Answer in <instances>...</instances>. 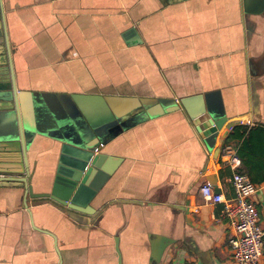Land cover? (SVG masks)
I'll list each match as a JSON object with an SVG mask.
<instances>
[{
  "label": "crops",
  "instance_id": "crops-1",
  "mask_svg": "<svg viewBox=\"0 0 264 264\" xmlns=\"http://www.w3.org/2000/svg\"><path fill=\"white\" fill-rule=\"evenodd\" d=\"M1 2L33 192L50 191L61 145H77L88 120L92 150L118 160L94 217L28 200L61 264H231L222 207L200 188L233 196L229 146L235 172L261 186L264 230V0ZM197 96L233 122L223 145L226 129L201 138L180 105ZM22 200V188L0 189V264H58Z\"/></svg>",
  "mask_w": 264,
  "mask_h": 264
},
{
  "label": "water",
  "instance_id": "water-1",
  "mask_svg": "<svg viewBox=\"0 0 264 264\" xmlns=\"http://www.w3.org/2000/svg\"><path fill=\"white\" fill-rule=\"evenodd\" d=\"M134 41L139 42L137 38ZM194 104L198 105L196 109L193 107ZM180 105L187 112L201 138L207 139L216 136L226 129L221 140V145H223L230 132L229 129L232 130L234 127L233 122L228 123V119L221 115L219 110L206 105L200 96L181 99ZM120 111V109L116 111L113 109L112 113L119 114ZM87 122L85 131L71 136L77 145H61L50 191L34 193L32 186L28 184V141L22 121L5 17L0 0V175H3L0 176V189H23L22 204L23 209L30 216V224L34 230L52 237L58 255V264H61V258L56 238L34 226L31 212L28 209V200L48 201L72 214H82L88 217L96 215V212L90 208V202L110 178L115 167L113 165L118 160L92 150L90 143L96 132V126L91 120ZM47 125L53 129L64 130L63 121H50ZM160 242L161 245L158 246L155 260L160 259L170 244L168 239H163Z\"/></svg>",
  "mask_w": 264,
  "mask_h": 264
},
{
  "label": "built area",
  "instance_id": "built-area-1",
  "mask_svg": "<svg viewBox=\"0 0 264 264\" xmlns=\"http://www.w3.org/2000/svg\"><path fill=\"white\" fill-rule=\"evenodd\" d=\"M229 131L231 132V129ZM222 155L227 166L233 170L231 175L233 196L224 197L217 194L209 185L200 188V196L204 204L222 207V215L231 230L229 237L231 264H260L264 230L252 198L261 186L254 185L246 176L235 172L240 160L232 154L229 146L223 147Z\"/></svg>",
  "mask_w": 264,
  "mask_h": 264
},
{
  "label": "rangeland",
  "instance_id": "rangeland-1",
  "mask_svg": "<svg viewBox=\"0 0 264 264\" xmlns=\"http://www.w3.org/2000/svg\"><path fill=\"white\" fill-rule=\"evenodd\" d=\"M88 119H90V117H88Z\"/></svg>",
  "mask_w": 264,
  "mask_h": 264
}]
</instances>
